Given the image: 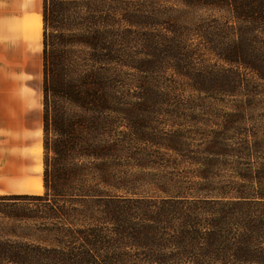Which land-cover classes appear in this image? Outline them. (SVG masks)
<instances>
[{
  "label": "trees",
  "instance_id": "1",
  "mask_svg": "<svg viewBox=\"0 0 264 264\" xmlns=\"http://www.w3.org/2000/svg\"><path fill=\"white\" fill-rule=\"evenodd\" d=\"M42 194H0V264H264V0H43Z\"/></svg>",
  "mask_w": 264,
  "mask_h": 264
},
{
  "label": "rangeland",
  "instance_id": "2",
  "mask_svg": "<svg viewBox=\"0 0 264 264\" xmlns=\"http://www.w3.org/2000/svg\"><path fill=\"white\" fill-rule=\"evenodd\" d=\"M42 2L43 0H0V95L23 97L26 111L31 112L27 123L34 129L26 135L24 182L12 185L21 189V194L44 192L43 25L42 32L34 33L39 17L42 18ZM263 114V110L258 113Z\"/></svg>",
  "mask_w": 264,
  "mask_h": 264
},
{
  "label": "crops",
  "instance_id": "3",
  "mask_svg": "<svg viewBox=\"0 0 264 264\" xmlns=\"http://www.w3.org/2000/svg\"><path fill=\"white\" fill-rule=\"evenodd\" d=\"M36 26L42 32L41 17ZM20 98L0 95V194H21L12 185L24 182L26 135L34 129L27 123L31 112Z\"/></svg>",
  "mask_w": 264,
  "mask_h": 264
},
{
  "label": "bare ground",
  "instance_id": "4",
  "mask_svg": "<svg viewBox=\"0 0 264 264\" xmlns=\"http://www.w3.org/2000/svg\"><path fill=\"white\" fill-rule=\"evenodd\" d=\"M38 31H40V29L36 28V30H34V33L38 32Z\"/></svg>",
  "mask_w": 264,
  "mask_h": 264
}]
</instances>
